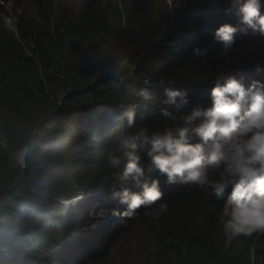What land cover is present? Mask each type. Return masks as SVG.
I'll list each match as a JSON object with an SVG mask.
<instances>
[{"label":"trees","instance_id":"16d2710c","mask_svg":"<svg viewBox=\"0 0 264 264\" xmlns=\"http://www.w3.org/2000/svg\"><path fill=\"white\" fill-rule=\"evenodd\" d=\"M56 1L12 0L17 20L16 31L10 32L4 23L5 15H9L6 7L7 0H0V98L4 94L17 92L25 99L28 106L34 107L35 101L28 98L27 85L24 83L26 81L29 84L34 82L36 68L41 66L47 78L50 71L55 68L58 52L64 54L70 51L72 54L78 55L90 46H102V43H107L111 31V8L107 3H103L101 0H86L85 8L76 15L66 8H59ZM131 1L140 15L149 13L153 4V0ZM220 4L224 11L221 7L213 10L217 14L222 12L217 17L221 23H217L216 19L206 18L199 12H179L178 25L180 28L185 33L202 37L203 42L200 44L197 41L187 42L188 39H198L193 36L189 37L187 34L181 37L170 31L167 41L175 47L169 45L170 51H168L167 45L154 44L149 52V57L142 60L146 72L156 78L160 75L178 77L181 70L178 65L179 59L198 57L194 54L195 48H200L207 54L206 71L214 72L220 69L219 67L217 69V66L222 61L213 51L214 45L218 50L220 47L213 43L214 31L223 23L238 24L237 16L231 18L234 12L226 10L227 0H220L218 6ZM26 6L31 7L30 11H27ZM253 41L258 42L249 30L247 33L237 36L233 49H241L242 45ZM262 44L264 46V42ZM250 60L241 62L239 66L249 69L254 65L252 63L256 62ZM83 65L82 73L85 78L78 77L77 85L89 84V80L94 74L101 71V63H94L92 59ZM105 67L106 65L102 66V69L104 70ZM66 74L70 79L63 85L64 90L68 87L67 84L74 81L71 79L73 73L66 71ZM83 88L70 91L65 96L73 95L72 99H76L77 104L65 105L63 103L62 105L59 100L52 103L49 100L41 103V111H34L32 115L25 112V119L31 130L39 128L41 131H46L48 127L55 129L61 127L63 130L60 136H51L54 144L51 147H46L43 153L38 150L40 137H34V133L25 135L24 142L29 147L28 171L37 168L39 162L48 161L46 169H43L46 178L45 184L38 183L34 187L54 192L57 182L54 180L56 171L67 167L78 172V180L84 183L88 182L94 186V190L108 194L110 191L119 190L120 170H113L108 166V159L111 155H122L123 151L132 143H137L141 145L145 153L144 159L148 162L146 155L148 146L141 144L138 130L144 126L155 127L161 123V108L165 107L163 102L166 99L164 90H153L151 94H154L155 99L148 102H142L139 98H135L136 101H133L136 109L135 124L129 127L126 118L120 115L121 106L112 107L109 114H106L102 109L107 108L94 107L89 103L87 91L74 92ZM211 88L210 85L200 87L196 84L191 89L185 90L191 101L188 107L208 102ZM69 89L72 90L70 87ZM85 89L87 90V88ZM127 103L130 104V102H125V104ZM76 105L80 106V111L83 112L80 116L75 117L76 120L74 118L73 122H68L66 115ZM93 107L96 110H93ZM56 109H58L57 114L60 113L58 117L54 114ZM173 110L175 109L173 108ZM40 112L41 116L37 118ZM28 171L26 169L23 176ZM146 171L152 177L160 179L164 199L169 205L168 213L163 216H158L154 210H149L151 211L150 215H146V210L143 208L137 210V213L141 215L139 225L153 237L156 253L161 257H163V252L175 254L187 260L188 264L219 263L224 256L226 247L224 243L227 240L216 215L222 202L216 201L214 197L209 198L194 187L187 189L186 186L180 184L169 185L166 177L160 176L158 172L149 171V169ZM17 181L18 177L11 175L10 172L5 175L0 173V264H36V261L29 255V250L37 240V233L41 235V239H51L44 235L46 233L48 236L53 233L57 234L55 238L61 245L70 244L73 234L70 235L71 227L64 226L62 219L55 221L52 226L49 225L50 218L46 219V210L33 222H29L28 217L37 216L38 211H35L34 207H23V202H19L18 198L11 197L18 194L15 191ZM49 183L51 186H47ZM65 195L66 193L62 192L56 197L62 198ZM84 203L85 199L83 205ZM110 203V199L103 200L96 196L90 199V204L96 207L101 205L104 208ZM36 208L38 207L36 206ZM77 210L78 214L75 216L79 215V209ZM108 225L110 229H113L111 224ZM121 229L110 234L111 239L119 236L114 240V244L125 239L129 234L131 236V232ZM109 245L110 243L103 244L100 240L88 243L80 239L72 248L80 255L78 264H91L92 261L99 262L109 258L110 253L107 252ZM66 255L68 254L56 258L53 264H77L67 259ZM89 256L92 258L89 259Z\"/></svg>","mask_w":264,"mask_h":264},{"label":"rangeland","instance_id":"374dc122","mask_svg":"<svg viewBox=\"0 0 264 264\" xmlns=\"http://www.w3.org/2000/svg\"><path fill=\"white\" fill-rule=\"evenodd\" d=\"M86 2V0H57L56 4H58L59 8H66V10L72 11L77 15L85 8ZM101 2L107 3L111 8V31L107 43H102V46H90L78 55L72 54L70 51L64 54L58 52L55 68L50 71L47 78L41 66L36 68L34 82L29 84L26 81L24 83L27 85L28 98H32V101H35L34 107L32 105L31 107L28 106L25 99L17 92L4 94L0 98V173L5 175L10 172L11 175L18 177V183L15 187V191L18 194L11 197L18 198L19 202H23V207H34L35 211H38L37 216L28 217L29 222H33L46 210V219L50 218L49 225L52 226L55 221L62 219L64 226L69 225L71 227L70 235L73 234L72 240L69 242L70 244L66 245H61L57 242L55 238L57 234L53 233L48 236L46 233L44 235L51 237V239H41V235L37 233V240L34 241L33 246L29 250V255L36 261V264H53L56 258L65 254H68L66 255L67 259L78 264L80 255L74 252L72 247L80 239L88 243L99 240L103 244L110 243L107 250L110 253L109 258L99 262L92 261L91 264H188L187 260L175 254L163 252V257L159 256L155 250L153 237L139 225L140 213L129 216L124 207L114 199L113 191L108 192V194L96 191L93 189L94 186L88 184V182L84 183L78 180L79 174L75 169L63 167L60 171H56L54 176V180H57L55 193L49 192L48 190H42L40 187H34L38 183L45 184L46 178L43 169H46L48 161L45 163L41 161L37 164V168L28 171L29 163L27 157L29 156V147L24 142L26 140L25 135L34 133V137H40L38 150L43 153L46 147H51L54 144L51 136H60L63 130L61 127L58 129L48 127L46 131H41L39 128L31 130L26 122L25 112L32 115L34 111H41V103L49 100L51 101L50 103L59 100L62 105L63 103L65 105L77 104V100L72 99L73 95L65 96L68 92L85 86L82 90L74 92L87 91L90 99L89 103L94 107L107 108L102 109L106 114H109L112 107L121 106L120 115L122 117L126 107L135 106L133 102L136 101L135 98H139L142 102H148L149 100L144 99L145 92L151 93L153 90L163 89L157 85V78L150 76L143 67L142 60L149 57L151 47L158 43L167 45L168 51H170L169 45L175 47V45L167 41L170 31L181 37L184 34L189 35V37L193 36L191 33H185L178 25V13L183 11L199 12V14L210 19H217L219 14L222 13L217 14L213 10L217 6L216 3H220V0H203L202 3H197L196 0H153L150 12L141 15L137 12L131 0H101ZM6 7L9 15H5V26L10 32H15L17 17L12 0H7ZM26 7L27 11H30L31 7ZM219 7L223 8L221 4ZM193 37L198 40L188 39L187 42L197 41L198 44L203 42L202 37H197L196 35ZM190 45L194 46L196 44ZM242 47L238 50L233 49L232 59L226 61L218 55L219 50L214 45L216 51L214 49L213 51L222 61L217 66V69L223 66L224 70H232L238 77L245 76L246 78L261 79V72L252 71L246 73L244 69L246 67L237 66L241 62H248L249 59L253 60L256 57L264 59L263 44L253 41L242 45ZM102 49L116 52L122 51L128 56L129 65L124 70V78L122 80L115 79L105 74L102 66L106 65L107 67L112 62L113 57L109 56L101 62V71L94 74L89 80V84L77 85L79 83L78 77L85 78L84 73H82V69L84 70L82 68L83 64L92 59L95 52ZM200 59V56L179 59L178 65L181 70L177 77L179 81L177 87L179 86L185 91L196 84L200 87L204 85L213 86L210 81L194 82L188 79L192 70L189 65L194 67L195 65L192 64L198 63ZM66 71L73 73L71 79L74 81L71 84H76H67L68 87L64 90L62 88L63 85L70 79ZM205 71L206 67L196 69L197 74ZM214 72L210 71V73ZM125 102H130V104H125ZM94 107L93 110H96ZM57 110L54 111V114L58 117L60 113L57 114ZM80 110V106H73L70 113L66 115L68 116L67 121L73 122L74 118L80 116L83 112ZM40 116L41 112L39 117L37 115V118H40ZM67 121L65 122L67 123ZM26 169L28 173L23 176ZM49 185L51 186V183L47 184V186ZM62 192H65L66 195L62 198H57L56 195ZM95 196L103 200L110 199L111 203L108 206H104V208L101 205L97 207L91 205L90 199ZM84 199L85 203L83 205ZM76 209H79L78 216L74 215L78 211ZM108 224H111L113 229H110ZM54 227L57 228L58 226ZM118 229H125L131 232V236L129 234L125 239L114 244V240L119 236L117 235V237L111 239L110 234L118 231ZM226 237L224 256L219 263L214 262L213 264H264V232L236 238ZM48 239L50 240L46 242Z\"/></svg>","mask_w":264,"mask_h":264},{"label":"clouds","instance_id":"9594fccd","mask_svg":"<svg viewBox=\"0 0 264 264\" xmlns=\"http://www.w3.org/2000/svg\"><path fill=\"white\" fill-rule=\"evenodd\" d=\"M226 10L234 12L231 18L237 16L238 24L218 26L213 43L220 46L218 55L230 61L238 35L250 30L258 42H264V0H227ZM216 21L221 23L218 18ZM194 54L201 59L192 64L194 67L189 65L188 79L212 83L209 101L189 108L190 97L177 87V77L160 75L156 83L166 96L161 123L138 130L141 144L148 146V162L137 143L122 155H111L108 166L120 170L119 190L113 191V197L129 216L141 208L146 215L151 214L149 210L158 216L167 214L169 205L160 179L146 171L154 170L166 177L169 185L194 187L222 202L216 215L225 236L264 232V59L256 57L254 65L244 68L246 73L261 72V79H256L238 77L232 70H222L223 66L214 73L197 74L196 69L207 66L208 60L200 48H195ZM109 56L113 59L105 74L122 80L129 65L122 51L102 49L92 60L101 63ZM144 99L150 101L155 96L145 92ZM122 115L129 127L134 126V106L126 107Z\"/></svg>","mask_w":264,"mask_h":264},{"label":"bare ground","instance_id":"6f19581e","mask_svg":"<svg viewBox=\"0 0 264 264\" xmlns=\"http://www.w3.org/2000/svg\"><path fill=\"white\" fill-rule=\"evenodd\" d=\"M216 4H217V6H216V7H214V8H216V9H217V8H219V6H218V3H216ZM220 68H221V67H220ZM223 69H224V68H223ZM71 209H72V207H71ZM76 210H77V209H76ZM69 211H70V209H69ZM69 211H67V212L69 213ZM76 213L78 214V212H75V213H74V215H77Z\"/></svg>","mask_w":264,"mask_h":264}]
</instances>
